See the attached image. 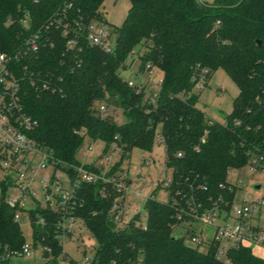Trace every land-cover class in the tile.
Returning a JSON list of instances; mask_svg holds the SVG:
<instances>
[{
	"label": "trees",
	"instance_id": "trees-1",
	"mask_svg": "<svg viewBox=\"0 0 264 264\" xmlns=\"http://www.w3.org/2000/svg\"><path fill=\"white\" fill-rule=\"evenodd\" d=\"M103 1L0 0V53L16 56L17 71L40 75L55 88L36 90L27 77L22 81L21 103L35 122L29 137L69 169L79 165L75 156L84 138L102 142L104 150L114 146L120 155L115 171L134 147L149 151L160 126L164 164L174 180L204 187L196 192L201 199L222 194L231 200L233 191L220 188L227 185V171L244 167L252 150L264 153V0H213L210 5L197 0H128L122 24L111 27L110 52L86 40L88 24H106L100 11ZM23 16L25 23H18ZM45 25L47 31L37 35L38 48L31 51L26 41ZM76 35V44L67 45ZM135 47L138 73H146L147 67L161 74L152 103L143 99L144 88L129 87L119 76ZM196 66L208 70L207 81L222 69L238 89L221 123L196 107L198 93L191 80ZM100 106L106 115L100 116ZM113 109H120L123 123L116 122ZM0 189L4 193L3 181ZM99 190L98 184H82L75 195L73 216L94 241L90 264H264L247 247H229L221 261L215 244L205 252L187 246L173 234V199L181 200L171 191L165 203L146 199L142 213L119 227L109 215L113 194L102 199ZM14 212L0 204V256L5 249L19 251L25 243ZM28 217L32 247L41 250L42 264L64 261L66 254L54 233L59 214L36 209ZM38 217L44 225L35 224Z\"/></svg>",
	"mask_w": 264,
	"mask_h": 264
},
{
	"label": "built area",
	"instance_id": "built-area-1",
	"mask_svg": "<svg viewBox=\"0 0 264 264\" xmlns=\"http://www.w3.org/2000/svg\"><path fill=\"white\" fill-rule=\"evenodd\" d=\"M202 3L201 0H197ZM27 16L17 18L18 23H25ZM8 22H13L12 17L7 18ZM218 23V22H217ZM216 23V24H217ZM50 25L52 24L49 23ZM49 25L42 27L37 34L26 41L27 48L35 51L38 48L36 42L37 35L41 30L47 31ZM56 26H59L57 23ZM63 33L66 34L65 26ZM77 35L68 40L67 45H74L77 42ZM86 40L90 46L98 47L104 52H110L113 47L114 36L111 34V27L107 28L102 22H92L86 27ZM17 57H8L0 53V172L5 185L4 193L0 189V204L15 210L13 221L19 223L24 215L27 224L31 229V221L28 213L32 210L42 209L45 211H53L59 214L60 219L55 225V238L58 240L62 252L63 244L66 239H71L76 245L83 247L84 250L90 251L94 247V241L90 237L79 239L74 235V223L76 218L73 216L76 207L75 195L82 184H98L100 185L99 196L104 199L110 193L113 194L109 215L113 221L122 227L128 222H124V218L128 214V206L124 198L126 186L130 181H126V174L120 168L113 171V168L120 161L119 150L114 146L111 147L112 152H116L117 160L111 156L99 155L93 162L69 167L65 164L54 161L51 150L35 143L29 133L34 129L35 122L25 113L21 103L22 81L28 78L31 87L36 90H50L55 88L48 82V79L42 78L40 75L26 74L13 66ZM146 77L143 83L137 85L127 80V85L132 87L138 86V91L144 88V100L153 102L154 91L147 93L145 88L149 84V76L158 70L155 68L148 69L146 67ZM208 70L195 67L192 82H194L193 91H201L207 83ZM161 83V77L156 83L157 88ZM100 116L108 113L105 107H99ZM116 119V117H115ZM81 133V132H80ZM158 137V134H156ZM85 139V138H84ZM105 148V147H104ZM87 150H90L88 147ZM104 152V149L103 151ZM180 154H177L179 157ZM38 159L34 166V161ZM145 165H149V161H144ZM85 165L89 167H84ZM163 167L165 164L163 163ZM50 168L51 172L38 178L40 171ZM166 168V167H165ZM249 175H264V153L252 150L247 157V163L244 167ZM241 168V169H242ZM167 169V168H166ZM227 171V175L232 170ZM169 170V169H168ZM170 177L162 179L159 184L164 188L165 192L171 191L178 197L181 202L173 203L176 205L175 223L173 225V233L175 230H182L184 243L187 241L189 247L205 252L211 244L217 245L216 257L224 254L229 247H247L264 249V229L259 228L257 222V214L264 206V195L258 201L248 202L246 198L237 197L238 187L227 180L226 187L220 186L226 192L232 193L231 200L224 198L222 194L216 197H207L201 199L196 192L205 190L202 186H194L184 181L174 180L172 172ZM140 171L138 170V173ZM237 183H242V178H237ZM106 185L111 187L110 191L106 189ZM38 189L44 196V207L35 199V190ZM54 201V207L51 202ZM27 203L33 206L26 208ZM137 213H142L137 211ZM35 224L44 225L45 220L38 217ZM81 242V243H80ZM188 246V245H187ZM225 246V247H224ZM32 247V239L30 242L25 240L19 251H4L0 256V260H10L14 257H28ZM65 254V253H64ZM92 261V253L90 256L83 254V258L75 264H90Z\"/></svg>",
	"mask_w": 264,
	"mask_h": 264
},
{
	"label": "rangeland",
	"instance_id": "rangeland-1",
	"mask_svg": "<svg viewBox=\"0 0 264 264\" xmlns=\"http://www.w3.org/2000/svg\"><path fill=\"white\" fill-rule=\"evenodd\" d=\"M202 3L212 4L213 0H201ZM129 8L128 0H104L100 11L102 13L105 25L109 27H119L127 13ZM138 47L132 50V56L128 58L126 68L120 70L119 76L123 80H130L135 84L139 85L143 83V78L147 75L146 73H138V58L136 52ZM161 74L155 72L149 76V84L145 88L146 92L157 91L156 83L160 79ZM198 99L196 107L200 109L207 119L215 122H222L224 117L228 115L232 110V101L238 94V89L232 80L226 75L222 69H217L211 75L207 81L206 86L203 90L197 91ZM113 116L116 117V122L121 124L125 121L120 109H113ZM160 132V126L156 127L155 133ZM90 150H87V148ZM104 144L100 141L91 142L85 138L82 147L76 153V160L82 164H88L93 162L99 155L111 156L114 160H117L116 152L111 151V147H108L104 152ZM165 158V149L160 140V137L155 136L151 149L149 151L142 150L134 147L131 152L128 161L121 162V168L123 173L126 174V181L130 183L126 186L124 192V198L128 206V214L124 218V222H128L134 214L142 210L143 204L146 199L152 197L155 201L165 203L167 201V195L164 188L159 184V181L170 177V171L163 167ZM148 160L149 165H145L144 161ZM38 159L34 161L36 165ZM138 170L140 171L138 173ZM51 172L50 168L40 171L38 178L44 174ZM3 174L0 172V179ZM242 178V183H237V178ZM227 180L233 184H237L238 191L237 197L246 198L248 202L258 201L264 195V175H249L245 168L241 170H232L227 175ZM258 187V188H256ZM35 190V199L40 202L41 207H44V196L38 189ZM54 201L51 202V207H54ZM26 208L32 207V203H27ZM142 224L145 222V216L142 214L140 217ZM258 226L264 229V206L259 210L257 214ZM74 236L79 239L89 238L88 232L81 227L79 222L74 223ZM119 227H122L120 225ZM20 228L23 236L27 242L31 240V229L27 224V219L22 216L20 222ZM179 237L182 235V230H175L173 233ZM81 243V242H80ZM186 245L190 246L186 241ZM225 247V246H224ZM63 251L66 254V259L60 261L59 264H69L70 261H80L83 258V252L86 256L91 255L89 249L84 250L83 247L76 245L71 239L66 237L63 244ZM252 253L260 258L264 259V250L262 249H251ZM221 261L225 260L224 254L218 256ZM43 259L41 250L39 248L32 249L28 257H14L11 258L8 264H42Z\"/></svg>",
	"mask_w": 264,
	"mask_h": 264
},
{
	"label": "water",
	"instance_id": "water-1",
	"mask_svg": "<svg viewBox=\"0 0 264 264\" xmlns=\"http://www.w3.org/2000/svg\"><path fill=\"white\" fill-rule=\"evenodd\" d=\"M256 188H258V187H256ZM45 211H48V209L46 208Z\"/></svg>",
	"mask_w": 264,
	"mask_h": 264
},
{
	"label": "crops",
	"instance_id": "crops-1",
	"mask_svg": "<svg viewBox=\"0 0 264 264\" xmlns=\"http://www.w3.org/2000/svg\"><path fill=\"white\" fill-rule=\"evenodd\" d=\"M255 249H257V248H255ZM258 249H260V248H258ZM262 250H264V249H262ZM259 257V256H258Z\"/></svg>",
	"mask_w": 264,
	"mask_h": 264
}]
</instances>
